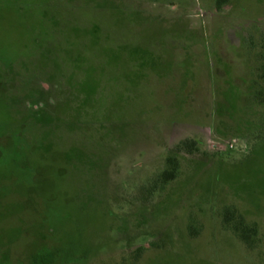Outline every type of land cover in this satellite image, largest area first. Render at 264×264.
<instances>
[{
    "label": "rangeland",
    "instance_id": "rangeland-1",
    "mask_svg": "<svg viewBox=\"0 0 264 264\" xmlns=\"http://www.w3.org/2000/svg\"><path fill=\"white\" fill-rule=\"evenodd\" d=\"M217 4L0 0V264H264V0Z\"/></svg>",
    "mask_w": 264,
    "mask_h": 264
},
{
    "label": "trees",
    "instance_id": "trees-1",
    "mask_svg": "<svg viewBox=\"0 0 264 264\" xmlns=\"http://www.w3.org/2000/svg\"><path fill=\"white\" fill-rule=\"evenodd\" d=\"M224 1L225 0H218L217 7L221 8L223 6ZM197 144L198 143L195 141H190V142L185 141L184 143H182L181 146H179L178 149H180L181 147H187V148L192 149ZM168 163L170 165V169L166 170L161 176V179L163 180L164 183H168L170 181L175 180L178 175L177 160L175 158H168ZM229 215H231L232 217V214H229ZM237 229H238V232L240 233L242 240L247 243L249 241V233L252 231V229H247L245 226H242V225L238 227Z\"/></svg>",
    "mask_w": 264,
    "mask_h": 264
},
{
    "label": "built area",
    "instance_id": "built-area-1",
    "mask_svg": "<svg viewBox=\"0 0 264 264\" xmlns=\"http://www.w3.org/2000/svg\"><path fill=\"white\" fill-rule=\"evenodd\" d=\"M213 145L217 146V150L218 151H222V152L223 151L232 150L235 147V144L233 142L232 143H228V144H222V143L214 142Z\"/></svg>",
    "mask_w": 264,
    "mask_h": 264
}]
</instances>
